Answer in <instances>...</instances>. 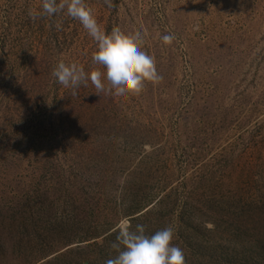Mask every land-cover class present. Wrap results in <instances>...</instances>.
<instances>
[{"label": "rangeland", "instance_id": "374dc122", "mask_svg": "<svg viewBox=\"0 0 264 264\" xmlns=\"http://www.w3.org/2000/svg\"><path fill=\"white\" fill-rule=\"evenodd\" d=\"M44 2L0 0V264H105L138 224L172 226L186 264L262 260L264 0H82L162 77L125 99L56 82L97 43Z\"/></svg>", "mask_w": 264, "mask_h": 264}, {"label": "clouds", "instance_id": "9594fccd", "mask_svg": "<svg viewBox=\"0 0 264 264\" xmlns=\"http://www.w3.org/2000/svg\"><path fill=\"white\" fill-rule=\"evenodd\" d=\"M42 11L44 15L51 16L58 8L54 0H45ZM67 13L78 20L96 41L97 48L91 57L96 67L86 72L76 63L58 62L51 73L58 84L72 89L75 95V89L82 84L87 86L90 81L95 89L93 94L108 92L114 97L125 99L139 94L146 83L155 84L162 79L153 57L142 49V37L139 34L133 38L118 28L110 35L104 34L82 0H71L67 5ZM172 39L171 35L163 36L165 43H170ZM173 238L172 226L152 235L145 234L142 224L136 225L135 230L126 226L119 230L116 241L111 245L115 256L107 259L105 264H186L184 252L173 245Z\"/></svg>", "mask_w": 264, "mask_h": 264}, {"label": "trees", "instance_id": "16d2710c", "mask_svg": "<svg viewBox=\"0 0 264 264\" xmlns=\"http://www.w3.org/2000/svg\"><path fill=\"white\" fill-rule=\"evenodd\" d=\"M2 214L3 213H0V216H2ZM256 229L255 227L254 230ZM261 230L264 232V227ZM256 234H258L259 238L251 241L252 249L250 253H254L257 257H263V259L261 260V258H258L253 260L254 255L251 254L249 257H242L240 264H264V233L257 232Z\"/></svg>", "mask_w": 264, "mask_h": 264}]
</instances>
